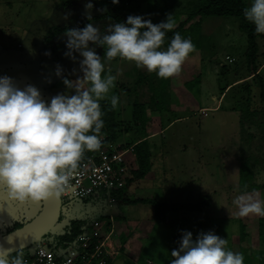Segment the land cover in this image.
I'll return each instance as SVG.
<instances>
[{"label":"rangeland","instance_id":"obj_1","mask_svg":"<svg viewBox=\"0 0 264 264\" xmlns=\"http://www.w3.org/2000/svg\"><path fill=\"white\" fill-rule=\"evenodd\" d=\"M131 1H135L139 7H134ZM192 1L161 0L167 12L151 14L146 2L142 0H119L117 6L107 4L105 7L100 5L98 0H91L93 7L90 10L85 8L89 0H0V60L6 62L3 64L4 73L0 76L12 77L20 87L28 84L36 86L42 98L48 101L57 93L71 91L63 84L64 76L75 79L77 75H82L79 72L78 60L65 55L67 49L64 34L56 36L44 45L46 33L50 29L55 26H78L89 17V14L90 17L103 16L102 19L93 22L102 32L110 23L118 22L116 17L125 20L129 14L146 15V18H151L156 23L164 20L166 15L171 13L172 16L179 17L174 21L175 26L186 18L188 10H191ZM245 1L249 6L250 0ZM239 23L236 17H204L199 43L203 44L199 49L192 50L188 54L179 72L169 77L170 85L175 87L172 90V99L177 97L180 99L177 91L183 89L184 81L191 78L187 88L188 96L191 97L189 99L194 102L192 104L194 108L188 115L189 120L175 123L162 135L149 140L154 149L155 167L151 177L148 178V182L151 183L141 181L140 189L145 193L151 190V193H156V199H160L161 202L159 204L172 203L170 205L173 208L164 211L165 215L170 211L175 213H172L174 221L172 227L164 223L158 225L150 234V238L145 240L144 257H149L152 262H144L142 258V264H169L173 259L171 250L179 246L181 230L191 231L194 238L201 231L214 230L216 234L227 239L229 249L239 252L242 247L247 248L246 254L259 264L258 255L261 250L264 251V240L260 239L258 228L259 220L264 216L256 214L239 216L233 200L237 195L245 192L264 200V99L262 97L264 88L261 83L262 81L264 85V39H258L259 52L255 65L259 66L258 69L261 68L259 77L253 75L251 79L248 78L234 85L235 81L244 76L249 77L251 73L245 60L248 40L239 30ZM90 47H95V50L102 55L105 64L104 74L115 77V86L104 99L100 100L110 103L112 95L119 98L115 109L120 128L115 143L120 144L124 149L127 143L133 146L139 138V128L137 130L132 123L133 105L136 102L148 103V105L152 103L156 90L151 88L149 82L152 80L155 83L159 77L155 72L137 67L133 61L119 57L109 61L103 57L102 47L91 44ZM46 52L50 55H45ZM228 57H233L235 61L229 62ZM57 65L63 69L61 76L56 74ZM73 69L76 71L73 72ZM198 69L206 81L201 94L198 83L193 81L200 73ZM140 72L149 76L153 73L155 77L140 83ZM227 88L229 89L222 108L215 110L212 93H216L219 98L223 89ZM160 90L163 92L162 87ZM161 105V108H169L167 97L161 99ZM203 106L209 111L207 117L201 113L200 108ZM148 112L149 117L153 115L150 110ZM160 112L162 114L159 122H164L165 126L171 114L166 111ZM127 130H133V137L127 136ZM132 157V154L127 157L131 163L134 159ZM243 165L250 167L253 173L252 179L245 187L240 182ZM134 168H137L135 160ZM183 169H187L184 172L186 178L184 181L178 179L179 183L176 184L180 190L162 193L163 191L160 190L166 188L163 184L169 183H166L165 179H175L173 176L180 174ZM189 176L195 177L193 182H188ZM147 183L151 189L145 187ZM170 187L167 186V189ZM127 191L130 194L128 193L126 198L135 201L132 190ZM29 202L20 203L11 199L6 186L0 185V237L26 224L40 213L43 201ZM207 202L210 203V207H205ZM118 203L119 208L112 211L111 218L108 216L107 203L103 199H63L61 213L76 214L75 217L78 219L90 217L86 225L98 220L106 232L113 230L115 233L117 223L120 229H117L116 242L120 237L119 232L124 234L126 231L121 224L123 219H142L148 217L147 213H155V216L157 213L154 203L135 205L125 201ZM126 205H128L125 210L127 214L125 213L123 217L122 207ZM187 206H200V210H192L186 208ZM188 218H196V220L188 221ZM65 222L59 223L52 233L62 231ZM195 222H203L202 227ZM240 223L246 227L244 241L240 239ZM126 226L127 231L130 232L132 223L129 222ZM46 239L49 237L45 236L41 242ZM110 243L114 246L113 237L110 238ZM27 250L28 248L9 258L21 252L24 257ZM120 262L117 260L116 263L132 264L126 260Z\"/></svg>","mask_w":264,"mask_h":264},{"label":"clouds","instance_id":"obj_2","mask_svg":"<svg viewBox=\"0 0 264 264\" xmlns=\"http://www.w3.org/2000/svg\"><path fill=\"white\" fill-rule=\"evenodd\" d=\"M92 7L89 0L85 8ZM243 15L257 34H264V0H250ZM173 27L169 13L156 23L146 15L129 14L103 32L94 23L68 28L64 33L65 55L78 60L82 75L75 79L64 76L63 84L71 91L57 93L48 101L36 86L20 87L12 77L0 76V185L6 186L11 199L40 202L65 194L73 187L71 181L84 151L101 147L104 120L100 100L115 86V77L104 74L102 55L90 44L102 47L103 57L109 61L116 57L133 61L166 79L179 72L194 48L192 40L179 32L162 47ZM62 72L57 65L56 74L61 76ZM118 99L111 96L112 108ZM233 204L239 216H264V200L251 193L237 195ZM181 232L169 264H244V254L229 249L227 239L214 230L201 231L195 238L189 230ZM9 257L10 251L0 246V264H26L22 252Z\"/></svg>","mask_w":264,"mask_h":264},{"label":"trees","instance_id":"obj_3","mask_svg":"<svg viewBox=\"0 0 264 264\" xmlns=\"http://www.w3.org/2000/svg\"><path fill=\"white\" fill-rule=\"evenodd\" d=\"M100 5L105 7L107 4H112V0H98ZM146 2L148 11L151 14H164L167 12L166 6L161 4V0H142ZM134 3V4H133ZM135 1H131V4L134 5V7H139V5L135 4ZM191 10H188L186 14V18L181 21L179 24L175 25L172 30L168 31L165 36L164 44L162 47L166 48L168 43L170 42L173 33L174 32H179L182 37L190 38L194 44L195 49H199V44L200 41V35H201V27H202V20L204 17H220V18H225V17H236L239 19V30L244 33L247 36V51L245 53V60L248 65V69L251 72L250 75H254L259 77V72H258V67L255 65L257 55L259 52V44H258V39H264V34H257L255 32V26L250 23L248 20L245 19L243 15V10L247 7V3L245 0H193L191 2ZM103 16H94V17H87L85 18L82 23L78 26H55L52 29H50L45 36L44 40V45L48 43V41L52 40L58 35L64 34L67 32L71 27H82L85 23H93L96 22L100 19H102ZM111 17V16H110ZM178 16H172L173 23H175V20H178ZM118 22L121 20V18L118 16L115 18ZM229 62H234L235 59L233 57H228ZM6 63L4 61L0 60V75L3 74L5 68L3 64ZM148 78H150L149 75H145V73H141L139 75V82H145L148 81ZM199 84L200 82V77L195 78L193 80ZM167 83V78H161V86L163 92H160V87L156 88V92L154 94V97H152V103L150 105L143 104L136 102L133 106V116H132V123L133 125L136 126L138 130V135L139 137L141 136V139L136 142V144L133 145V151L131 152L136 164L137 168L132 167V163L129 166V170H127V175L128 179L126 181L125 187L122 188L119 191L114 192L113 194L117 198V204L115 206V209L119 208V203L125 201L127 203L135 204L138 203V200H128L125 195H127V190L129 187L132 186V182L135 179L142 180L144 179L148 173L152 169V161H151V156H152V146L150 141L148 140V133H147V128L148 125L150 124L151 120L150 117L148 116V111H166V107L161 108V99L164 97H167V93L165 92L164 86ZM191 83V82H189ZM188 83V84H189ZM262 83V88H264L263 82ZM187 84V85H188ZM248 89V87L246 88ZM161 93V94H159ZM262 97L264 99V91L262 94ZM159 99V100H158ZM101 109L103 112L102 119L104 120V125L101 129L100 136H105L106 137V142H116L118 139V131H119V126L120 123L117 121V116H116V109L112 108L111 103L106 102V101H101ZM149 107L150 109H148ZM148 109V110H147ZM263 118H264V108H263ZM132 130H127L126 134L131 132ZM125 147H130L129 143L124 145ZM121 148H124L121 146ZM88 151V150H87ZM86 152V150L84 151ZM128 157V156H127ZM240 177H241V183L242 186L245 187L248 184V181L252 179L253 173L250 169V167H247L245 165L242 166L241 172H240ZM149 203H154L156 207V219L158 221H164V211H167L173 206L171 205H166V204H159L158 202L151 201ZM200 206H195V207H186L192 210H200ZM205 207H210V203H206ZM184 208V207H183ZM76 214H62L60 216L59 223L65 222V225L59 233H49L48 236L49 239H46L49 243V246L52 247L53 249H60L66 244L72 242L78 234L82 233V227L88 224L90 217H84V218H76ZM75 217V218H74ZM110 220V219H109ZM58 223V224H59ZM23 225H20L13 230L22 227ZM245 226L240 223V233L241 237L240 239L244 241L246 238L245 236ZM13 230L8 231L11 232ZM259 237L260 239L264 240V218H261L259 220ZM45 238V237H44ZM247 248H241V253L244 254V257L246 258L247 263H253L254 261L249 259L248 255L246 254ZM29 249L27 250L26 255H28ZM18 253V252H16ZM15 254V253H14ZM13 255V254H12ZM11 256V255H10ZM23 257V258H24ZM258 261L261 264H264V251H260L258 255ZM108 264H113L112 261H109Z\"/></svg>","mask_w":264,"mask_h":264},{"label":"built area","instance_id":"obj_4","mask_svg":"<svg viewBox=\"0 0 264 264\" xmlns=\"http://www.w3.org/2000/svg\"><path fill=\"white\" fill-rule=\"evenodd\" d=\"M207 114L203 112L204 116ZM100 138L99 149L83 153L71 181L73 187L62 194L61 199H103L111 218L117 203L113 193L125 187L127 170L131 165L127 156L133 151V146L124 149L120 144L106 142V137ZM82 230L72 242L60 249L50 247L47 240L30 246L28 255L24 257L26 264H108L114 259L115 247L110 243L113 230L106 232L98 220L83 226Z\"/></svg>","mask_w":264,"mask_h":264},{"label":"crops","instance_id":"obj_5","mask_svg":"<svg viewBox=\"0 0 264 264\" xmlns=\"http://www.w3.org/2000/svg\"><path fill=\"white\" fill-rule=\"evenodd\" d=\"M196 63L197 62L195 61V64ZM195 64H191V65L193 66ZM260 69L258 70V72L260 71ZM198 72H200L197 77H200V82L198 85H199V91L201 94L206 81L203 78V74L201 73V71L199 69H198ZM215 73H216V68H215ZM252 76L253 75H249V77H247V76L241 77L239 80L234 82L235 83L234 85H237L238 82L245 81L248 78L251 79ZM154 77L155 76L152 73L150 76V79H153ZM190 79H187L186 81H184L183 89H180L177 91V93H178L177 96H179L180 99L178 97L176 99H172V93H173L172 90L175 89V87L170 85V80H169V78H167V83L164 86V89H165V92L167 93V98L169 101V108L166 109V113H170L171 116L167 115L168 116L167 122H166V125L164 126V122L163 123L159 122L162 113L159 111H152L153 115L150 116L151 122L147 128L148 140H151L155 137H158L159 135H162L163 133H165L166 130L170 129L172 127V125H174L175 123L189 120L188 115L190 114V112H193L192 108H194L192 106V104L194 102H191V100H190L191 97L188 96L187 84L190 82ZM149 83L151 85V88H155V89L159 88L161 86V78L159 77L155 83L152 80ZM228 89L229 88L223 89L219 98H217L216 93H212L211 96H212L213 105H214L213 107L215 110L222 108L223 103L225 101V98L227 97L226 94L228 92ZM189 97H190V99H189ZM201 101L205 102L203 100H201ZM196 104H199V103H196ZM200 110H202L201 111L202 115H203V112H205V111L207 113L209 112L208 109L205 108L204 106L202 108H200ZM166 113H164V114L166 115ZM207 116H209V114H207ZM207 116H205V117H207ZM133 135H134L133 130L131 132L127 133L128 137H133ZM140 139H141V136L138 138L137 141H139ZM151 146H152V144H151ZM154 155H155L154 149L152 147V156H151L152 169H151V171L148 173V175L144 179H142V180L135 179L132 182V186L128 188V189L132 190L133 199L138 200V203H135V204H152V203H149L151 201L161 203V202H159L160 199H156V193H151L152 190L149 191L148 193H145L144 191H142V189H140L141 181L148 182V178H150L152 173H153L152 170L155 167ZM132 159H133V157H132ZM131 161H132V164L134 166V159ZM183 170L177 176H173V177H175V179L174 178H173V180L172 179H170V180L165 179L166 183L167 182H169V183L166 185L163 184V186H166V188L164 190H160V189L159 190L163 191L162 193H165V192L166 193H172V192L180 190L176 184L179 183L178 179H182V181H184V179L186 178L184 172H186L187 169H185L184 171ZM188 178H189L188 182H193V180L195 179V177H193V176H189ZM148 183H151V182H148ZM148 183L145 185V187L147 189H151ZM154 184H157V183H154ZM160 186H162V182H160ZM167 186H168V188L171 186L170 189H167ZM128 193H129V191H127V195L130 194V193L129 194ZM161 201H164V200H161ZM166 204L170 205L172 203H170V204L166 203ZM131 205H133V204H131ZM175 205H178V204H175ZM127 207H128V205H126L125 207L124 206L122 207V216L123 217H125V215L127 214V212L125 211ZM181 208H183V207H181ZM194 212H196V211H194ZM172 213H175V212L170 211V213L164 215V217H165L164 221H158L156 219L155 213L154 214L153 213L152 214L147 213V214H149L148 217H145L142 219H139V218L129 219V220L123 219V222L121 221V224L125 227L126 231H124L125 232L124 234L122 232H119L120 237L118 238L117 242L115 240V239H117L116 238L117 229H120V228H118V224L116 223L117 229H116L114 236H113L116 254L114 256V259L112 260L113 264H118V263H116L117 260H118V262L126 260L128 262H131L132 264H142V262H141L142 258H144V262H148V263L152 262V259H150L149 257H144V254L146 252L144 242L147 238L148 239L150 238V234H152L154 232V230L158 227V225H161L164 223V224H168L170 227H172V224L174 222L173 217H172ZM187 220L188 221H192V220L195 221L196 218L195 219L194 218H192V219L188 218ZM202 220H204V219H202ZM129 222L132 223V229L130 230V232L127 231L128 227L126 226V224ZM195 223H197L198 226L202 227L203 222H195ZM192 224H194V223H192ZM239 252H241V250H239ZM248 257H249V259L253 260L250 256H248ZM246 258L247 257H244V264H256L254 260H253L254 261L253 263H247L245 261ZM258 263H259V261H258ZM259 264H261V263H259Z\"/></svg>","mask_w":264,"mask_h":264},{"label":"water","instance_id":"obj_6","mask_svg":"<svg viewBox=\"0 0 264 264\" xmlns=\"http://www.w3.org/2000/svg\"><path fill=\"white\" fill-rule=\"evenodd\" d=\"M62 212L61 196L43 200L40 213L31 221L0 237V246L8 249L10 255L40 242L58 225Z\"/></svg>","mask_w":264,"mask_h":264},{"label":"snow or ice","instance_id":"obj_7","mask_svg":"<svg viewBox=\"0 0 264 264\" xmlns=\"http://www.w3.org/2000/svg\"><path fill=\"white\" fill-rule=\"evenodd\" d=\"M29 203H32V202H29Z\"/></svg>","mask_w":264,"mask_h":264}]
</instances>
